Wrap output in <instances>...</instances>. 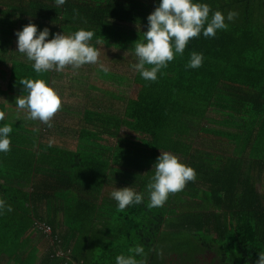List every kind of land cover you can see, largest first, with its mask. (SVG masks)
<instances>
[{
	"label": "trees",
	"instance_id": "1",
	"mask_svg": "<svg viewBox=\"0 0 264 264\" xmlns=\"http://www.w3.org/2000/svg\"><path fill=\"white\" fill-rule=\"evenodd\" d=\"M200 2L238 16L214 38L190 40L155 82L135 72L122 115L89 102L68 141L53 123L14 108L23 94L17 80L55 87L57 79L13 56L15 32L30 23L48 28L49 39L92 30L100 54L127 48L135 63L131 47L159 0H0V125L13 127L11 150L0 153V198L13 208L0 215V264H115L136 244L149 264H206L209 254L216 257L207 264H254L264 252V0ZM191 52L203 53L198 69L185 67ZM83 94L71 91L68 101L86 105ZM160 151L178 156L196 179L163 207L117 211L110 192L143 191Z\"/></svg>",
	"mask_w": 264,
	"mask_h": 264
},
{
	"label": "clouds",
	"instance_id": "2",
	"mask_svg": "<svg viewBox=\"0 0 264 264\" xmlns=\"http://www.w3.org/2000/svg\"><path fill=\"white\" fill-rule=\"evenodd\" d=\"M54 2L60 6L66 0ZM237 16L235 11H229L226 16L220 11H213L209 4L200 0H159L154 11L147 17V31L142 32V38L131 47L136 62L130 67L143 80L155 82L161 69L167 68L175 56L184 54L190 40L201 35L214 38L218 31L226 30ZM15 36L16 52L31 63L37 74L61 72L66 66L78 70L84 65L98 63L100 50L91 43L94 38L92 30L80 28L68 35L64 32L54 34L49 39L48 28L38 30L35 24L30 23L16 31ZM203 61V53L191 52L185 67L198 69ZM17 84L22 86L23 94L16 98L14 108L26 112V119L52 127L50 120L61 108V98L57 91L45 79L23 78L17 80ZM3 120L4 113L0 112V121ZM12 132L10 124L0 125V153L11 150ZM149 173L151 175L143 191L131 186L120 189L115 187L110 192L117 211L145 203L149 209L163 207L170 194L182 191L187 183L196 179L192 167L167 151H160ZM12 211L11 204L0 198V215ZM160 254L157 251V255ZM115 264H149V254L142 244H136L129 247L126 253L116 255ZM254 264H264V252H258Z\"/></svg>",
	"mask_w": 264,
	"mask_h": 264
},
{
	"label": "rangeland",
	"instance_id": "3",
	"mask_svg": "<svg viewBox=\"0 0 264 264\" xmlns=\"http://www.w3.org/2000/svg\"><path fill=\"white\" fill-rule=\"evenodd\" d=\"M121 49L111 48L107 55L101 53L98 63L93 66L84 65L78 70H73L71 66H66L61 72L54 71L57 79L54 80L56 85L53 88L57 91L60 98H63V101H61L63 111L60 109L50 120V123H53L52 130L57 137L66 140L74 138L73 134L75 131H79L82 127L81 117L83 109L92 107L89 102L97 109L99 106L103 111L110 112L109 114L111 115H122L123 111L120 102L125 95L131 93L134 82L133 74L135 72L130 67L134 62L128 61L126 57L127 55L129 56L131 51L127 48ZM16 51L17 45L15 44L13 56L25 61L24 56ZM102 72L108 73L110 78L103 76ZM83 88L84 92L81 90ZM71 91L79 96L84 93L86 98L83 96L81 99L87 104L69 102L68 97ZM88 93H91V97L99 101H88ZM64 108L67 111H64ZM121 131L123 135L130 134L125 127ZM207 260H215V257L208 255L204 257L203 262L206 263Z\"/></svg>",
	"mask_w": 264,
	"mask_h": 264
},
{
	"label": "built area",
	"instance_id": "4",
	"mask_svg": "<svg viewBox=\"0 0 264 264\" xmlns=\"http://www.w3.org/2000/svg\"><path fill=\"white\" fill-rule=\"evenodd\" d=\"M37 229H42V230H44L45 231V233H47L48 235H50L51 234V229L50 228H46L44 225H37Z\"/></svg>",
	"mask_w": 264,
	"mask_h": 264
},
{
	"label": "flooded vegetation",
	"instance_id": "5",
	"mask_svg": "<svg viewBox=\"0 0 264 264\" xmlns=\"http://www.w3.org/2000/svg\"><path fill=\"white\" fill-rule=\"evenodd\" d=\"M209 255H212L213 257H216L214 254H209ZM206 256H208V255H206ZM204 261V260H203ZM214 260H207V263H212ZM206 263V264H207Z\"/></svg>",
	"mask_w": 264,
	"mask_h": 264
}]
</instances>
